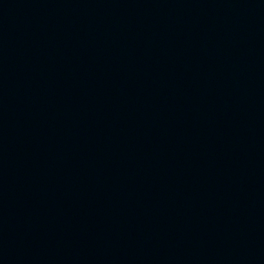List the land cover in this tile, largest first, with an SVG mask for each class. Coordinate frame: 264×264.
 <instances>
[{
    "label": "water",
    "instance_id": "water-1",
    "mask_svg": "<svg viewBox=\"0 0 264 264\" xmlns=\"http://www.w3.org/2000/svg\"><path fill=\"white\" fill-rule=\"evenodd\" d=\"M0 264H264V0H0Z\"/></svg>",
    "mask_w": 264,
    "mask_h": 264
}]
</instances>
